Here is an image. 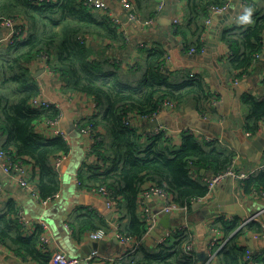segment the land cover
Instances as JSON below:
<instances>
[{
	"label": "trees",
	"instance_id": "1",
	"mask_svg": "<svg viewBox=\"0 0 264 264\" xmlns=\"http://www.w3.org/2000/svg\"><path fill=\"white\" fill-rule=\"evenodd\" d=\"M187 2L192 11L189 26L185 31L179 29L177 32L178 36L184 37L185 52L205 47L201 37L207 32L205 19L211 15L210 6L224 3L222 0ZM1 17L14 18L21 24L27 21L32 30L27 38L0 49V136L4 140L0 150L17 162L33 166L34 173L39 176L37 190L42 199L61 190L62 182L52 160L71 151L67 139L49 137L38 127L39 124L49 125L61 114L52 104L47 108L33 105V100L40 96V87L31 74L29 62L43 55L49 57L52 71L68 79V90L92 95L103 111L81 125L82 130L101 128L103 139H98L92 148L99 164H87L86 172L81 169L78 177L80 186L89 182L111 190L117 219L121 223L120 234L137 240L145 236L147 222L140 200L144 190L151 186L167 189L175 202L188 206L189 212L193 211V198L208 196L207 177L201 174L202 170L213 171L214 175L225 171L234 160V152L218 140L194 133H184L180 146L164 133L152 136L145 143L137 129L126 124L133 113H159L167 101L178 107L196 102L199 111L208 114L217 96L203 78L192 76L190 71L180 76L179 72L163 73L168 53L162 45L147 50L140 81L123 78L118 73L120 66L113 64L112 59L91 56L85 38L97 35L121 43L125 37L108 17L90 9L83 0L45 3L0 0ZM189 36H194L193 40ZM222 40L231 51L228 60L236 76L249 73L260 61L259 54L264 45V10L254 14L249 24L226 31ZM243 101L250 110L247 131L257 134L264 124V98L249 95ZM255 190L264 192V168L242 181L243 195H252ZM19 212V206L13 201L0 208V242L18 255L48 264L52 253L49 248H42L43 228L36 224V230L29 233L31 227L20 222ZM239 217L232 220L225 216L218 218L217 229L229 239L216 257L221 264H264V251L247 258L249 250L240 242L247 230L261 233V225L256 222L243 225L245 221ZM103 222L102 217L89 211L78 216L70 226L73 230L87 232L106 227ZM187 237L181 230L154 249L140 244L128 256L127 262L198 264L197 259L185 253Z\"/></svg>",
	"mask_w": 264,
	"mask_h": 264
},
{
	"label": "crops",
	"instance_id": "2",
	"mask_svg": "<svg viewBox=\"0 0 264 264\" xmlns=\"http://www.w3.org/2000/svg\"><path fill=\"white\" fill-rule=\"evenodd\" d=\"M83 1L85 2V0ZM102 1L107 4V9H90L108 17L113 25L121 31L125 41L115 43L103 36H86V44L93 58L112 59L113 64L120 66L118 73L123 78L138 82L144 75L147 50L150 47L162 45L168 53L164 65L167 66L168 71L179 72V76L185 74L186 71L194 73L203 78L209 90L217 96V99L213 101L212 110L209 109V113L206 115L199 111L196 102L185 103L179 107L176 105L163 107L158 115L151 119H145L143 115L133 113L131 127L137 129L138 133L143 136V140L145 139V143L163 127L171 132L176 146H180L184 133H195L209 140H218L234 152L235 157L231 165L235 170L252 175L263 169L264 126H262V131L257 134L247 131V118L250 110L244 104L243 99L249 95L264 98V45L261 54H259L260 61L257 66L252 68L249 73L237 77L228 60L231 51L229 46L223 42L222 36L228 30L252 22L254 14L259 11L263 12L264 0H252L251 3H247V0H222L224 3L219 6L229 3L230 7L220 13L215 12L213 8L215 6H210L211 15L209 18H211V22L207 23L209 18L205 19L207 32L201 37L206 49L203 57L187 54L183 46L184 37L177 35L179 29L181 31L187 29L192 16L187 0H133L135 10L141 16V20L138 22L129 21L127 11L118 0ZM175 19L179 20L178 25L175 24ZM149 21L151 22L148 23ZM25 26V32L19 37L20 41L31 33L32 29L27 21ZM0 30L1 38H3L8 33V29L1 28ZM193 37L189 36L190 40H193ZM8 47L7 45L2 49ZM29 67L33 76L40 70H44L42 58L37 56L31 60ZM35 78L40 87L41 99L54 105L62 113L59 127L63 129L64 118L69 113L73 123L81 131L84 139L81 143L82 157L77 158L72 165L76 154L72 138L68 136L67 140L71 144V151L63 163L60 195L56 201L47 205L35 200L30 191L21 187L17 176L5 175L0 165V208L5 207L9 201L17 203L20 211L22 210L26 219L30 221L28 222L30 224H26L31 227L29 233L36 230L39 220L46 221L49 224L48 248L51 253L63 251L70 257L81 258V264H115L110 262V259L120 258L127 262L128 256L133 254L140 244L154 249L164 235L184 223L188 224L189 231L195 236L197 254L205 253L207 255V261H201L197 256L198 264H221L218 257L212 258L208 254V248L213 239L221 245L229 239L227 235L217 229L218 218L225 216L226 219L232 220L234 217H239L237 214L228 213L234 206L231 194L235 188L234 180L226 178L219 183L213 194L201 203V208H193L192 212L188 210L170 215L168 225L165 223L161 200L158 198L148 199L146 204L152 214L157 216V226L151 232H146L141 240L130 239L129 244H124L118 237L121 223L117 219V207L115 211L109 210L106 207V199L96 192L95 185L84 182V185L80 186L77 182L80 180L79 171L82 169L86 172L87 164H99V159L94 157L92 148L98 139H103L101 135L103 130L99 128L93 130L92 133H86L82 131L81 125L88 119L103 114L102 109L92 95L73 93L68 90V79L54 71H43ZM38 127L45 135L54 137L52 128L43 124H39ZM3 141L0 136V146ZM53 162L54 159L52 164ZM76 162H80V164L76 165ZM27 168L28 179L33 184V188L37 190L39 176L34 173L32 165L27 164ZM201 174L206 175L207 183L214 176L213 171L205 169ZM239 195L242 196L241 211L252 214L251 217L240 216L239 218L243 221L251 218L250 222L259 223L262 227L261 233L247 230L246 236L240 240L241 245L246 246L251 254L263 252L264 199L252 195ZM207 208H209V212L212 210L219 212L207 215L205 214ZM89 211L95 212L103 218L106 235L102 241L90 238L91 231L73 230L70 226L71 223L77 221L78 216ZM141 211H143L142 208ZM214 229H217V232H214ZM250 241L253 242L252 247L248 245ZM67 242L70 247L63 244ZM97 244L100 248L96 247ZM90 254H97L96 259L92 262L85 260ZM0 263L47 264L42 260L18 255L14 249L1 242ZM48 264H52L51 261Z\"/></svg>",
	"mask_w": 264,
	"mask_h": 264
},
{
	"label": "built area",
	"instance_id": "3",
	"mask_svg": "<svg viewBox=\"0 0 264 264\" xmlns=\"http://www.w3.org/2000/svg\"><path fill=\"white\" fill-rule=\"evenodd\" d=\"M32 1L34 3H43V2L45 3V2H51L53 0H32ZM118 1L122 4L124 9L127 11L129 21L138 22L141 20V16L135 10L136 8L133 4V0H118ZM251 1L252 0H247V3L248 2L251 3ZM84 4L86 6H88L89 8H96V9H107L108 8L107 4L102 0H85ZM229 7H230V4L226 3L223 6H215L213 8H214L216 13H220V12L226 11ZM150 22L151 21H149L148 23H150ZM210 22H211V18L208 19L207 23H210ZM175 24L178 25L179 20L175 19ZM25 25L26 24L18 23L14 18L1 17L0 18V29L1 28H7L8 33L6 34V36H4L3 38L0 39V49L6 47L7 45L8 46L14 45L18 41H20L19 37L26 30ZM186 53L189 55H197V56L203 57L206 53V49H205V47L200 49V50H197L195 48H191V50L189 52H186ZM41 58H42V63H43L45 71L52 72L49 57L47 55H43V56H41ZM162 71H163V73H167L168 72L167 66H163ZM191 75L194 76L195 74L192 73ZM33 105L37 108H47L51 104L49 102L43 101L41 99V97L39 96L33 100ZM174 105L175 104L173 102L167 101L163 107H168V106L172 107ZM61 115H62V113L60 114V117L58 119L50 121L49 125H46V126L53 129V136H62L63 138L67 139L68 135L65 133V131L63 129H61L59 127ZM156 115H158V113H154L151 115H143V117L145 119H151V118L155 117ZM132 116H133V114H131L129 116V121H127V123H126L127 125H131V117ZM263 126H264V124H263ZM82 131H84L86 133H92V131L89 129H83ZM159 133H164L166 138H168L171 141L173 140L172 134H171V132H168V129H166L164 127L160 128L158 130L157 134H159ZM68 156H69V154L57 155L54 158L53 167L57 171V173L59 174L60 178L63 174V163H64V161H66ZM0 165H1V168H2L3 173L5 175L17 176L19 185L21 187H23L24 189H27L28 191H30L31 195L35 198V200L42 202L44 205H47L49 203L56 201L59 198L60 191L53 194L52 196H50L46 199H42L40 197L38 191L35 188H33L34 187L33 184L28 179L27 165H25L23 162H17L8 153H6L2 150H0ZM249 176H250L249 173L239 172V171L234 169L233 165H230L225 171H223L217 175H214L212 178H210L208 180V189H209L208 196L212 195L214 190H215V187L219 183H221L223 180H225L226 178H232L234 180L235 189H236L237 193L242 194V181L249 178ZM77 182L79 185L82 184L80 180H78ZM95 190L98 194H100L101 196H103L106 199V207L109 210L115 211L116 210V204L112 200L111 190H109L106 186L96 187ZM252 196L264 199V192L259 191V190H255L254 193L252 194ZM150 198H158L161 200L163 214H168V215L172 216L173 214H177L178 212L188 211V206L187 205L181 206L179 203L175 202L173 199V195L164 187L151 186V187L147 188L142 193V199L140 200V205H141V208L143 209L142 212H143L144 218L147 222V232H151L152 230H154L158 224L157 216L152 214V212L150 211L149 207L146 204V201ZM204 200H205V198H193L191 201V204H193V205L201 204L204 202ZM19 220H20V222H22L24 224H30V223H28L30 221L26 219L25 214L22 210L19 212ZM251 220L252 219L250 218L247 221H245L244 225L249 223ZM38 225L41 226L44 230V234L41 237V245H42V248L44 250H46L48 248V244H49V240H50V237L47 233V231L49 229V224L44 220H39ZM181 230L185 231L186 235L188 236L187 241L185 243V248H184L185 253L188 256L193 257L194 259H197L198 254H197V248H196V239H195L194 234H192L189 231V227H188L187 223H184V224L180 225L179 227L170 230L166 235H164L159 240V244L165 243L168 240V238H170L174 234H177ZM214 232H217V229H214ZM105 235H106V228H100L98 230H93L90 232V238H92L95 241H102L105 238ZM118 237L124 244L130 243V238H127L126 236H124L120 233H118ZM223 245L218 244L213 239L209 248H208V254H210V256L212 258H214L217 255L219 249H221ZM96 256H97V254H93V255L90 254L86 257L85 260L92 262L96 259ZM247 258H251V252H249V251L247 252ZM81 262H82L81 258L70 257L63 251L54 252L52 254V258H51L52 264H81ZM110 262H113L115 264H129L122 258L117 259V260L110 259Z\"/></svg>",
	"mask_w": 264,
	"mask_h": 264
},
{
	"label": "water",
	"instance_id": "4",
	"mask_svg": "<svg viewBox=\"0 0 264 264\" xmlns=\"http://www.w3.org/2000/svg\"><path fill=\"white\" fill-rule=\"evenodd\" d=\"M2 32H1V30H0V38H1V36H2V34H1ZM45 72V69L44 70H40L39 72H37V73H35V75H34V77H37V76H39L40 74H41V72ZM72 122H73V119H72ZM73 125H74V132H73V134H78V133H80L81 134V136H82V133H81V131H79L78 129H77V126H76V124L75 123H73ZM65 131V130H64ZM65 133L71 138L72 136H73V134L71 135V133H68V132H66L65 131ZM84 140V139H83ZM202 173H203V170H202ZM232 196H233V204H234V206H233V208L231 209V210H229L228 211V213H230V214H233V215H238V216H243V217H245V216H247V217H251L252 216V214L251 213H247V212H242L241 211V207H240V202L242 201V197L237 193V191H236V189L234 188L233 190H232ZM201 204H195V205H193V208L194 209H199V208H201ZM218 213L219 211L217 210V211H215V210H212L211 212H209V208H207L206 209V213L205 214H207V215H210V214H214V213ZM169 220H170V215H168V214H165V223H166V225H168L169 224ZM249 246H253V242L252 241H250L249 242V244H248ZM96 247L97 248H100V246H99V244H97L96 245ZM198 257H199V259L201 260V261H207V255L205 254V253H200V254H198Z\"/></svg>",
	"mask_w": 264,
	"mask_h": 264
},
{
	"label": "rangeland",
	"instance_id": "5",
	"mask_svg": "<svg viewBox=\"0 0 264 264\" xmlns=\"http://www.w3.org/2000/svg\"><path fill=\"white\" fill-rule=\"evenodd\" d=\"M62 128L68 132L71 133V135L73 134V130H74V125L72 122V117L69 113H67L66 118H64V124L62 125ZM89 130H93L91 128H87ZM72 138V145H73V149L75 150V154L76 156L73 158V163L72 165L75 163L77 158H81L82 157V153H83V149L81 147V143L83 142V137L81 136L80 133L78 134H73ZM80 151V152H79ZM80 161V160H78ZM80 164V162H76V165ZM65 244V246L70 247L69 243H63Z\"/></svg>",
	"mask_w": 264,
	"mask_h": 264
}]
</instances>
